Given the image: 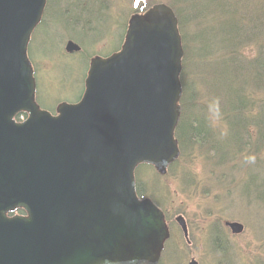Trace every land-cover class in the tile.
<instances>
[{"label": "water", "instance_id": "water-1", "mask_svg": "<svg viewBox=\"0 0 264 264\" xmlns=\"http://www.w3.org/2000/svg\"><path fill=\"white\" fill-rule=\"evenodd\" d=\"M46 5L0 0V264H159L171 230L136 170L166 174L181 155L179 19L166 3L134 15L121 50L92 58L81 100L52 113L29 58Z\"/></svg>", "mask_w": 264, "mask_h": 264}, {"label": "rangeland", "instance_id": "rangeland-1", "mask_svg": "<svg viewBox=\"0 0 264 264\" xmlns=\"http://www.w3.org/2000/svg\"><path fill=\"white\" fill-rule=\"evenodd\" d=\"M214 1L218 4L228 0H145L136 9V0H48L43 21L29 47V57L37 74L38 103L43 109H56L60 101L80 100L91 58L109 55L120 48L136 10L159 2L175 6H180L178 2L184 6L187 3L204 10L213 7ZM255 3L262 7L264 0H254ZM180 11L186 23L191 11L188 6L186 10L181 7ZM239 11L241 8L233 7L235 14ZM205 18L212 29L217 30L222 24L216 8L206 11ZM71 40L83 47L82 53L66 52ZM216 120H212L211 126L218 136L221 131L214 125ZM218 139L216 143L225 147L230 138ZM187 158L183 167L175 168L163 178L152 179V174L155 175L152 169L142 171L143 179L150 184L157 182L155 196L174 230V239H170L167 247V264L170 260L174 264H189L192 257L199 264H264V187L248 188L249 198L244 189L249 175V181L252 176L256 181L263 180L264 166L259 171L254 166L244 171L246 168H239V164L233 171L216 169L214 173L209 168V161L213 160L200 157L192 160L193 169L189 172ZM252 162L257 163L246 161ZM178 216L187 222L188 238L177 223ZM230 223H240L244 231L234 233Z\"/></svg>", "mask_w": 264, "mask_h": 264}, {"label": "trees", "instance_id": "trees-1", "mask_svg": "<svg viewBox=\"0 0 264 264\" xmlns=\"http://www.w3.org/2000/svg\"><path fill=\"white\" fill-rule=\"evenodd\" d=\"M237 1L218 4L214 1L213 7L204 10L187 3L185 6L181 2H178L180 6L168 3L179 17L185 56L181 77L182 113L176 130L181 156L165 175L183 167L185 156H188L189 172L193 169L192 160L200 157L213 160L209 161V168L214 173L216 169L233 171L239 164V168H246L244 171L252 166L259 171L264 166V5L259 7L254 0ZM220 5H224V9H219ZM187 6L191 15L185 23L180 9L186 10ZM234 6L241 11L235 14ZM210 8H216L221 15L222 24L217 30L206 22L205 13ZM219 31L222 33L218 34ZM21 115L27 116L20 114L19 120ZM213 119H217L214 125L221 131L218 136L211 126ZM223 136L230 138L225 147L216 143L218 137ZM252 156L257 163H246L253 161ZM151 169L155 172L152 179L164 177L155 167L141 165L136 172L137 192L162 207L155 196L157 182L150 184L142 178V171ZM249 179L250 175L244 186L247 197L251 186L264 187V178L261 181H256L254 176ZM19 213L24 210L20 209ZM172 237L174 239L173 229ZM169 242L160 264H167ZM170 264L174 263L170 260Z\"/></svg>", "mask_w": 264, "mask_h": 264}, {"label": "flooded vegetation", "instance_id": "flooded-vegetation-1", "mask_svg": "<svg viewBox=\"0 0 264 264\" xmlns=\"http://www.w3.org/2000/svg\"><path fill=\"white\" fill-rule=\"evenodd\" d=\"M96 3H98V1L96 2ZM83 52V48H82V50L80 51V52H76V53H73V54H78V53H82ZM115 52V51H114ZM113 53V52H112ZM111 53V54H112ZM110 55V54H109ZM106 56H108V55H106Z\"/></svg>", "mask_w": 264, "mask_h": 264}, {"label": "clouds", "instance_id": "clouds-1", "mask_svg": "<svg viewBox=\"0 0 264 264\" xmlns=\"http://www.w3.org/2000/svg\"><path fill=\"white\" fill-rule=\"evenodd\" d=\"M253 161H254V157L253 158H251Z\"/></svg>", "mask_w": 264, "mask_h": 264}, {"label": "bare ground", "instance_id": "bare-ground-1", "mask_svg": "<svg viewBox=\"0 0 264 264\" xmlns=\"http://www.w3.org/2000/svg\"><path fill=\"white\" fill-rule=\"evenodd\" d=\"M183 96V95H182Z\"/></svg>", "mask_w": 264, "mask_h": 264}]
</instances>
